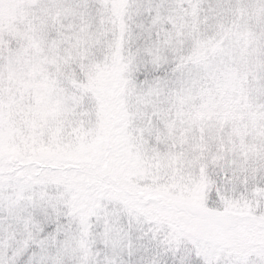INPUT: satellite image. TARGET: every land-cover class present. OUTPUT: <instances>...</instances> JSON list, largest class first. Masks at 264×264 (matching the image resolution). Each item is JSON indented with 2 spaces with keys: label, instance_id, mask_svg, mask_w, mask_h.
I'll return each instance as SVG.
<instances>
[{
  "label": "snow or ice",
  "instance_id": "snow-or-ice-1",
  "mask_svg": "<svg viewBox=\"0 0 264 264\" xmlns=\"http://www.w3.org/2000/svg\"><path fill=\"white\" fill-rule=\"evenodd\" d=\"M0 264H264V0H0Z\"/></svg>",
  "mask_w": 264,
  "mask_h": 264
}]
</instances>
